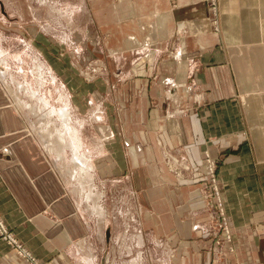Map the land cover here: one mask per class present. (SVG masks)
I'll return each instance as SVG.
<instances>
[{"label": "crops", "instance_id": "crops-1", "mask_svg": "<svg viewBox=\"0 0 264 264\" xmlns=\"http://www.w3.org/2000/svg\"><path fill=\"white\" fill-rule=\"evenodd\" d=\"M110 2L116 33L148 50L112 92L122 164L109 177L126 179L135 244L128 228L120 251L113 233L91 230L47 152L65 154L43 149L0 80V216L32 258L0 238V264H264V0ZM80 150L73 159L88 179L74 167L72 183L86 202L95 157ZM205 153L231 233L222 255L211 251Z\"/></svg>", "mask_w": 264, "mask_h": 264}, {"label": "rangeland", "instance_id": "rangeland-1", "mask_svg": "<svg viewBox=\"0 0 264 264\" xmlns=\"http://www.w3.org/2000/svg\"><path fill=\"white\" fill-rule=\"evenodd\" d=\"M110 1L0 0V80L43 149L46 146L50 152L65 154L64 160H57L54 153L46 151L50 162L66 179L91 230L98 234L113 233L117 239L112 242L113 248L120 251L119 237L126 228L129 243L135 241V209L125 194L126 179L109 177L122 164L112 92L128 70L133 73L148 50L116 33L118 21L110 11L113 5ZM121 51L124 53L112 57ZM164 55L171 53L167 51ZM78 148L80 152L89 149L91 160L95 157V193L86 202L84 194L79 199L72 183L77 177L74 167H79L73 159ZM168 159L167 165L172 161ZM78 169L83 183L88 178L83 177L82 167ZM102 190L104 195L99 199ZM95 204L102 205L103 211L97 212ZM212 235L211 251L222 255L217 248L227 241L215 223ZM97 244L102 247L100 242ZM129 259L136 256L133 254Z\"/></svg>", "mask_w": 264, "mask_h": 264}, {"label": "built area", "instance_id": "built-area-1", "mask_svg": "<svg viewBox=\"0 0 264 264\" xmlns=\"http://www.w3.org/2000/svg\"><path fill=\"white\" fill-rule=\"evenodd\" d=\"M205 162L208 170V181L205 182V200L211 209L212 223H215L223 233L227 242H231V233L224 210V205L219 188V182L216 175V166L214 161L205 153ZM176 167H174L175 169ZM0 238L4 239L9 246L15 248L17 254L31 261V256L25 251L24 247L14 238V236L6 229L4 222L0 216Z\"/></svg>", "mask_w": 264, "mask_h": 264}, {"label": "bare ground", "instance_id": "bare-ground-1", "mask_svg": "<svg viewBox=\"0 0 264 264\" xmlns=\"http://www.w3.org/2000/svg\"><path fill=\"white\" fill-rule=\"evenodd\" d=\"M2 69V68H1ZM0 69V70H1ZM3 71V70H2ZM1 75V74H0ZM6 82V81H5ZM20 104V103H19ZM66 106V105H65ZM67 112V111H66ZM65 115H66V113L65 112H63ZM62 116H64V115H62ZM172 167H174V165L172 166ZM84 175H86V174H84ZM83 176V175H82ZM84 177V176H83ZM83 177H81V178H83ZM81 180V179H80Z\"/></svg>", "mask_w": 264, "mask_h": 264}]
</instances>
